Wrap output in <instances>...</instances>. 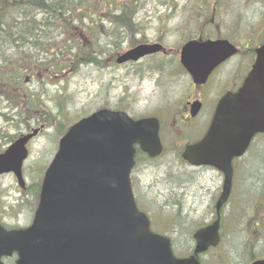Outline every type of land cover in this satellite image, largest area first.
Segmentation results:
<instances>
[{"label":"water","instance_id":"1","mask_svg":"<svg viewBox=\"0 0 264 264\" xmlns=\"http://www.w3.org/2000/svg\"><path fill=\"white\" fill-rule=\"evenodd\" d=\"M159 44L139 45L120 55L122 64L158 52ZM236 53L227 41H192L181 50V64L197 84ZM235 93L218 102L209 128L183 159L210 165L224 175L217 216L232 187V160L251 140L264 134V44ZM155 118L133 120L128 114L100 109L73 124L60 138L46 169L31 226L6 232L0 227V257L16 253V264H200L198 256L219 242L218 220L194 234L193 254L176 258L170 240L152 233L147 216L136 206L130 173L135 146L156 157L161 153ZM38 129L22 135L0 153V175L13 174L24 187L22 165L27 143ZM251 264H264L259 260Z\"/></svg>","mask_w":264,"mask_h":264},{"label":"rangeland","instance_id":"2","mask_svg":"<svg viewBox=\"0 0 264 264\" xmlns=\"http://www.w3.org/2000/svg\"><path fill=\"white\" fill-rule=\"evenodd\" d=\"M243 2L244 9L249 11L247 14L253 20V17L257 16L261 10L259 5L246 3L245 0ZM193 3L199 4L200 2L198 0H139L137 10L134 13L131 12V16H134V26L128 25L122 32V29L114 24L103 22L101 27L95 29L93 41L106 46L105 50L108 53L104 52L100 55V65L82 66L78 70L65 73L63 77L62 75L53 77L51 80L44 82L43 85L37 83V81L29 82L31 74H26V82L31 87L33 86L31 89L34 88L41 92L38 97L43 100L42 102L45 105L42 107L44 119L38 120L37 118L40 116L37 114L34 118L37 121H35L36 124L32 125L31 123V128H41V131L29 144V157L23 167L28 176L27 185L30 183L32 185L26 192L24 191L26 195L18 191L16 180L12 175L0 176V218L4 222L10 220L11 226H24L28 223L38 198L36 182L40 180L41 173L45 171L52 160L61 137L57 121H62L65 125L70 122L73 123L77 119L104 107L129 111L130 115L139 118L156 113L158 111L157 106L161 103L169 102L172 107L179 105L182 94L188 91V78H168L169 75H165L167 69L174 70L177 68L175 64V61L178 60L176 54L181 47L179 35L173 30L177 15H175L172 5L188 7ZM98 17H101V14H98ZM95 18L96 16L93 17V19ZM81 34L86 45L92 44L88 29L81 30ZM159 39L166 50L170 52L166 58L158 57L151 60V63L140 62V64L135 63V65L126 67H117L111 59L112 56L121 55L122 52L132 47V43L135 46L141 43L142 40L153 43ZM111 40L114 43L116 41L120 42V46L112 45ZM252 46L256 47L257 45ZM151 64L154 69L150 67ZM153 64L158 65L161 70L158 69V72H155ZM223 71L225 70L221 72ZM158 77L160 78L157 86L155 80ZM25 100L28 99L25 98ZM7 107V104L0 102V150L8 146L6 145L7 140L2 139L3 135L18 137L29 132L26 124H21L18 129L6 127L9 126L6 120L12 117L11 113L9 118L2 116V114H9L10 110ZM59 110L63 114L62 116L58 115ZM27 111L32 113L30 109ZM48 115H51V120H55L51 125L47 123ZM25 117H20V120ZM17 120L16 118L13 122H17ZM22 122L23 120H21ZM260 141L258 139L256 143H260ZM245 161L242 160L241 163L243 164ZM167 163L171 165L167 169L169 171L167 177L177 176L182 178L187 176L190 179L189 182H186L189 184L182 189L178 187L181 184H178V181L174 182L178 186H172L177 201L179 199L181 201V205L178 207L181 208V215L185 216V221L177 220L174 213H163L164 216H167L165 219L166 228L163 229L156 225L161 222V218H157L156 213L161 211L157 210L159 208L157 199L158 194L161 195L159 191L169 192L168 187L171 184H167L166 187L159 186L155 180L154 169L160 165H167ZM145 164L146 167L143 169L145 173L142 172L140 175V184L136 181L138 202L153 218L154 227L173 241L175 253L188 256L191 250L190 246H192L190 238L179 236V232H176L174 227L177 225L179 227L180 221L186 224L187 216L191 218L189 222L194 220L195 217H199L197 220L199 223L208 221L210 214L214 213L213 207H210L212 202L208 194L216 190L215 175L206 170L200 171V178L197 180L199 175L197 171L178 165L175 158H168L167 155ZM255 165L256 162L250 165L245 173L241 172V178L238 181L240 184H237L240 189L236 190L234 186L230 204L227 203L223 207L225 229L222 232L221 246L218 250H211L201 256L200 260L204 264H244L248 261L250 254L248 248L250 244L248 242L254 243L255 238L250 234V227L246 224L249 221L253 224L252 219L254 221L260 219V223L262 219L264 223V182L259 184L256 173L253 174ZM141 169L142 166H140ZM162 171L163 169L155 171L158 178L159 176L162 177ZM182 183L183 185L186 184L185 181H182ZM258 193L261 196L257 195ZM168 209L171 210L172 206ZM162 211L168 212V210ZM211 218L212 215L210 220ZM189 222L185 225L188 226L185 229L187 231L188 228L192 229V223L189 224ZM195 230V227H193L189 236H192ZM263 238L261 237L260 241ZM253 250L257 254H260V252L264 254L263 243Z\"/></svg>","mask_w":264,"mask_h":264},{"label":"flooded vegetation","instance_id":"3","mask_svg":"<svg viewBox=\"0 0 264 264\" xmlns=\"http://www.w3.org/2000/svg\"><path fill=\"white\" fill-rule=\"evenodd\" d=\"M198 1L200 2L199 4L193 3L188 7L172 5L174 8V13L177 15L174 21L173 30L179 35V44L181 47L189 41L203 42L223 40L235 46L237 52L226 61L215 67L209 74L205 83L197 84L193 82L191 76L180 64V47L179 52L176 54V58L178 60L175 61V64L177 68L174 70L167 69L165 75H169L168 78L187 77L189 83L188 91L182 94V98L179 100L181 102L177 107H172L169 102L163 104L161 103L157 106L158 111L147 117H155L159 121V139L162 145V153L160 155L161 157L164 155H167L168 158L176 157L178 164L199 173L197 180L200 178V171L203 172L206 170L207 172H212L215 175L217 182L216 190L211 194H208L210 201L212 202L210 207H213L214 209V205L221 193L222 182L224 179L223 175L215 168L209 166L193 168L183 161L181 154L183 153L186 146L195 144L203 138L212 120L219 99L228 92H236L242 85V82L248 72L251 70L255 59V49L264 44V0H245L246 3H252V5L258 4L261 9L257 16L253 17L254 21L251 20L250 16H248L247 13L249 11L244 9L243 0ZM141 43L150 42L147 40H142ZM153 43L163 45L160 39L154 41ZM252 45L257 46L253 47ZM169 54V50L165 53L159 52L156 54L147 55L137 62H126L122 65L116 66L126 67L133 64L135 65V63L140 64V62L151 63V60H155L158 57L166 58L169 56ZM153 65L155 67V72H158V69L161 70L158 65ZM150 67L153 68L152 64ZM222 70L225 71L221 72ZM159 78L160 77L157 78L158 80H155L157 86L159 85ZM251 148L252 143H250L245 155L251 151ZM135 160L136 164L133 168L131 178L135 195L138 200L136 181L138 184H140V175L142 174L144 167H146L145 160L146 162H149L151 159L146 154H143L140 150L136 149ZM139 160H141L143 163L139 162ZM140 166H142L141 170ZM232 166L234 173L233 187L229 201L232 200L237 172L242 169V167L237 165L236 160H233ZM169 167H171V165L167 163V165H160L154 169V174L156 175L155 180L159 186L163 185V187H166L167 184H171L168 187L169 192L159 191L161 195L158 194L157 199L159 205L157 210L161 211H157L156 213L157 218H161V222L160 224L156 225L163 229L166 228L165 219L167 218V216H164L163 213H174L177 220L185 221L186 218L184 215H181V208L178 207L181 205V201L180 199L177 201L175 196L176 193H173L175 190H173L172 186H178L174 183L178 181V184L181 183L178 187L182 189L183 187H186L187 184H189L186 182H189L190 179L187 176H183L182 178H178L177 176L167 177V175H169V171L167 170ZM162 169L163 175L162 177L159 176L158 178L155 171ZM182 181H185L186 184L183 185ZM170 206H172L171 210L168 209ZM165 207L166 209H164ZM162 210H168V212H163ZM211 215L212 218L210 220ZM210 216L208 217V221H203L200 223L197 222L199 217H195L194 220L189 222V219L191 218L187 216L188 220L186 221V224L187 222H189V224L192 223V229L188 228L187 233H190L193 230V227H195V231H197L199 229L205 228L217 220L215 209L214 213L210 214ZM31 221L32 216L29 218L28 223L24 226H11L10 220L4 222V220L0 218V225L5 229L6 232H11L13 230L28 227L31 224ZM181 221L179 222L180 227L178 228L175 226L174 230L179 232V235H185V229L188 226H185L186 224ZM223 221L224 219L222 210L218 218L220 242L216 247L217 250L221 246L222 232L225 229ZM252 221L254 224L252 226L251 235L255 238V242H259L260 238L264 237V223L262 219L261 223L260 219L255 221L252 219ZM192 244H194L193 240ZM194 246L195 245L190 246L191 252L193 251ZM16 261L17 255L15 253L0 257V264H16Z\"/></svg>","mask_w":264,"mask_h":264},{"label":"trees","instance_id":"4","mask_svg":"<svg viewBox=\"0 0 264 264\" xmlns=\"http://www.w3.org/2000/svg\"><path fill=\"white\" fill-rule=\"evenodd\" d=\"M138 3L139 0H0V102L7 104L10 110L2 116L9 118L12 114L6 120L9 125L6 127L18 129L21 124H26L29 130L31 123L37 122L35 115L40 116L38 120L44 119V103L38 97L41 92L31 89L33 86L26 82V74H31L29 82L37 81L43 85L53 77H63L82 66L100 65L99 57L107 51L106 46L93 41L95 29L103 22L114 24L122 32L126 26H134L131 12L137 10ZM86 29L92 44L83 42L81 30ZM110 43L120 46L118 41L111 40ZM60 112L58 115L62 116ZM23 116L26 117L21 123ZM16 118L17 122H13ZM47 121L51 125L55 120L48 115ZM73 123L65 125L57 121L60 136ZM2 139L9 145L15 137L6 134ZM259 139L260 143H254L249 155L243 159L246 160L243 165L248 167L256 162L253 174L256 173L260 184L264 182V136ZM36 186L39 190L40 185ZM257 195L261 196L260 193ZM253 256L252 251L249 257Z\"/></svg>","mask_w":264,"mask_h":264}]
</instances>
